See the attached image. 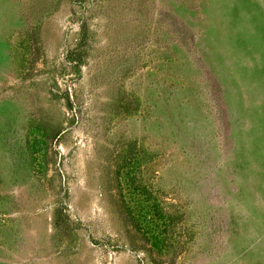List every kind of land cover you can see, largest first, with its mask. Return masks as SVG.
<instances>
[{
  "label": "rangeland",
  "instance_id": "374dc122",
  "mask_svg": "<svg viewBox=\"0 0 264 264\" xmlns=\"http://www.w3.org/2000/svg\"><path fill=\"white\" fill-rule=\"evenodd\" d=\"M0 264H264V0H0Z\"/></svg>",
  "mask_w": 264,
  "mask_h": 264
}]
</instances>
